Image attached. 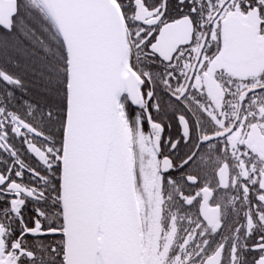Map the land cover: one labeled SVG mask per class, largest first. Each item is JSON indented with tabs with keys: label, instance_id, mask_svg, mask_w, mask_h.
<instances>
[{
	"label": "snow or ice",
	"instance_id": "snow-or-ice-1",
	"mask_svg": "<svg viewBox=\"0 0 264 264\" xmlns=\"http://www.w3.org/2000/svg\"><path fill=\"white\" fill-rule=\"evenodd\" d=\"M0 264H264V0H0Z\"/></svg>",
	"mask_w": 264,
	"mask_h": 264
}]
</instances>
